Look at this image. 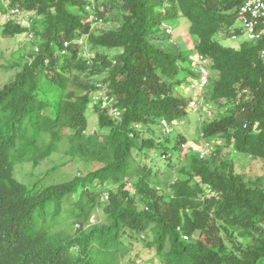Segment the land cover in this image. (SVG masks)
<instances>
[{"label": "trees", "instance_id": "trees-1", "mask_svg": "<svg viewBox=\"0 0 264 264\" xmlns=\"http://www.w3.org/2000/svg\"><path fill=\"white\" fill-rule=\"evenodd\" d=\"M94 1L113 27L91 30L88 0L0 1L5 13L29 17L34 36L14 79L0 84V264H136L125 262L132 241L154 248L161 264H264L263 178L238 174L231 160L236 152L264 162V40L223 44L243 38L239 10L248 0ZM176 19L189 22L190 53L155 42ZM15 23L5 36L27 32ZM81 34L92 63L78 48L62 54ZM192 52L210 71L193 98L180 91L199 79ZM99 83L123 119L97 108L99 130L87 133ZM193 100L208 108L196 129L212 147L207 158L182 148L183 137H154L166 135L162 121H187ZM136 125L150 137L131 138ZM152 150L180 158L173 164L171 156L165 171L138 161ZM55 153L82 164L81 174L49 187L15 178L18 164L39 166Z\"/></svg>", "mask_w": 264, "mask_h": 264}, {"label": "rangeland", "instance_id": "rangeland-1", "mask_svg": "<svg viewBox=\"0 0 264 264\" xmlns=\"http://www.w3.org/2000/svg\"><path fill=\"white\" fill-rule=\"evenodd\" d=\"M0 1L3 2V0ZM159 11L164 12V9H161ZM18 19H21V24L17 25L27 29V32L16 37L5 36L3 34L5 25L10 20H14L16 23H18ZM28 23H31L29 17L22 14L21 11L20 15L18 16H9L8 12H4L0 2V84L2 86L6 85L14 79L18 70V68L14 66L16 65V63H18V59L21 56L26 55L28 51H30L31 44L30 42H28V38L31 31H29L27 27ZM113 25V22H106L103 29H109L113 27ZM168 29L171 30V32H169ZM172 29L174 32L173 34ZM79 36L82 38L83 34ZM191 37L192 36L189 32V22L186 19H176L173 22H166L165 24H163L154 36V39L157 40L155 41L157 46L161 48L167 50L175 49L176 51L186 48L187 52L190 53L194 47ZM239 42V40L233 41V39H230L226 40V42L223 44L225 46L231 47V45L238 46ZM74 48H78L80 50L79 55H81L83 61L86 62L89 60L90 54H85V46L80 44L75 45ZM190 66L191 71L193 73H197L194 66L192 64ZM188 81L189 84L184 88H181L180 91L183 95L193 98L197 94V86H195L197 83V78L194 76L193 78H189ZM99 105L100 102L98 100H93L91 102L90 109L87 113V133H93L99 130L98 116L96 114V112H98L97 108H99L100 112L104 110V108H106L103 103L101 104V106ZM187 113V121H183L178 127L168 128L165 136L162 132L160 133L159 131H157L156 136L154 137L156 139H158L159 137L162 138L160 142L166 140V136H171V139L167 142H178V137H183L186 139V141L185 144L182 145V148L185 147L192 150H199L202 154V157L207 158L210 156L211 149H208L207 145H201V135L198 136L196 134V129L207 116L208 108L204 106L203 101L201 103H198L196 107L192 106L190 103L187 108ZM150 135V132L143 133L140 130L138 132L139 139L141 140L147 139L148 137H150ZM135 157H138V155L135 154ZM163 158L164 156L162 152L160 153L157 150H152L148 153L147 157L142 156V158L137 159L144 165H148L149 167L155 166L156 169L159 168L160 170L165 171L168 166V159ZM179 158L180 155L178 152L177 155L176 152L172 153L173 164H175V162L178 161ZM43 160L39 166H35L32 163L18 164L15 168V178L20 183L28 187L33 186L31 184H39V187H49L54 183H63L64 180H66L65 182H67L69 181V178H74L76 175H80L82 172V164H77L69 156H66V154L62 155L61 153H55L46 158V160ZM231 160L235 162V169L238 174L253 180L263 178L264 182V162L238 154L236 152L231 153ZM97 219V214L92 216V221L97 222ZM128 248L129 249L127 256L125 257V262H137L136 264H161L160 260L156 256V250L154 248L148 250L142 242L132 241L128 244ZM153 257H156L155 261H153Z\"/></svg>", "mask_w": 264, "mask_h": 264}, {"label": "built area", "instance_id": "built-area-1", "mask_svg": "<svg viewBox=\"0 0 264 264\" xmlns=\"http://www.w3.org/2000/svg\"><path fill=\"white\" fill-rule=\"evenodd\" d=\"M7 2V0H3ZM88 5L86 7L87 10V16L89 17V21L91 22V30H94L96 27L102 26L104 23V19L100 16L99 14V9L101 4L96 3L94 0H88ZM9 15L12 16H18L20 15V10L17 8L9 9L8 10ZM239 17L242 23L243 27V35L244 38L247 41H261L264 40V0H248L245 2L243 6H241L239 10ZM21 19H18L17 22L18 24L20 23ZM28 25V24H27ZM169 32L171 30L168 29ZM30 37H34L33 34H30ZM86 35H84L82 38L78 39L76 41V45L82 44L85 46V39ZM236 38V37H234ZM71 47V44L65 43L64 49L62 54H66L68 52V49ZM90 52L88 51V48L85 46V54ZM261 57L264 60V49L261 51ZM92 58L93 56L90 54L89 62L92 63ZM191 61L193 63V66L195 70L197 71L199 75V81H197L196 85L197 86V96L201 95L202 91L206 88L208 84V79H209V70H208V60L206 57L200 55V54H194L191 56ZM194 86V87H195ZM99 89L98 93L94 96L95 101H99L100 105L103 103V105L106 107V109L109 110L111 116L116 119L121 121L122 120V113L114 108L115 100L113 97L110 96L108 89L106 88L105 85L103 84H98ZM198 104V101H192L191 105L196 107ZM164 126L165 133L167 132L168 128V123L167 121H162V124ZM139 130L142 132V128L139 125H136L133 130H132V137H135ZM207 145V148L211 149L212 147L209 144H204ZM210 151V152H211ZM202 157V154H201ZM204 158V157H202ZM105 200H109V196L105 197ZM186 240L188 239L187 236L184 237Z\"/></svg>", "mask_w": 264, "mask_h": 264}, {"label": "clouds", "instance_id": "clouds-1", "mask_svg": "<svg viewBox=\"0 0 264 264\" xmlns=\"http://www.w3.org/2000/svg\"><path fill=\"white\" fill-rule=\"evenodd\" d=\"M101 16V15H100ZM102 17V16H101ZM104 19V18H103ZM103 26H105V22L103 23V25L102 26H99V27H103ZM91 27V26H90ZM99 27H96V28H99ZM95 28V29H96ZM243 28V27H242ZM93 31V30H92ZM174 32H173V29H172V34H173ZM84 36V35H83ZM82 36V37H83ZM243 37H244V35H243ZM81 37H79V38H77L76 40H75V42H74V46L76 45L75 43H76V41L78 40V39H80ZM239 37H236V38H233V40H236V39H238ZM245 39V38H244ZM74 46H71L70 48H73ZM85 46L86 47H88V45H87V42H86V39H85ZM69 48V49H70ZM89 51V50H88ZM62 52H63V50H62ZM90 52V51H89ZM90 54L93 56V54L90 52ZM194 54H199V53H197V52H192L191 53V55L189 56V61H190V65L192 64L193 65V63H192V61H191V56L192 55H194ZM201 55V54H200ZM203 56V55H202ZM94 57V56H93ZM205 57V56H204ZM207 59V58H206ZM208 60V59H207ZM208 70H209V63H208ZM196 75H198V73H195ZM209 76H210V71H209ZM198 78H200L199 77V75H198ZM197 81H199V79H197ZM208 81H209V79H208ZM208 85V84H207ZM207 87V86H206ZM198 103H200V102H198ZM104 109H106V108H104ZM118 110V109H117ZM107 111H109L108 109H107ZM121 112V111H120ZM112 117V116H111ZM112 119L113 120H115V121H118V122H121V121H119V120H116V119H114L113 117H112ZM122 119H123V117H122ZM162 124V123H161ZM134 128V127H133ZM133 128L131 129V131H130V135L132 134V130H133ZM142 132H145V129H143L142 128ZM138 136V134L135 136V137H132V135H131V138H136ZM164 156V158L163 159H169V158H171V156L168 154V155H163ZM106 196H109V200H110V195L108 194V193H105L104 195H103V200H104V202H109V200L107 201V200H105V197ZM92 223H94L95 221H91Z\"/></svg>", "mask_w": 264, "mask_h": 264}, {"label": "crops", "instance_id": "crops-1", "mask_svg": "<svg viewBox=\"0 0 264 264\" xmlns=\"http://www.w3.org/2000/svg\"><path fill=\"white\" fill-rule=\"evenodd\" d=\"M237 40H239L240 42H239V45L238 46H233V45H231V47H235V48H237V47H239L240 45H241V43L244 41V37H243V39H236V41ZM233 41H235V40H233ZM226 42V41H225Z\"/></svg>", "mask_w": 264, "mask_h": 264}]
</instances>
